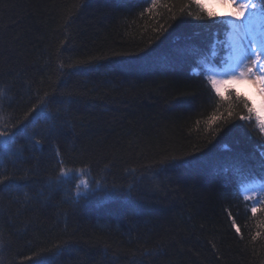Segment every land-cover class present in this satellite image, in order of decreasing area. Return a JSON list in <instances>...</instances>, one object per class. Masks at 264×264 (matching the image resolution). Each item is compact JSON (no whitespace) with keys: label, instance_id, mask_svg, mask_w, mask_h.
<instances>
[{"label":"trees","instance_id":"trees-1","mask_svg":"<svg viewBox=\"0 0 264 264\" xmlns=\"http://www.w3.org/2000/svg\"><path fill=\"white\" fill-rule=\"evenodd\" d=\"M226 28L194 0H0V264H264V128L206 77Z\"/></svg>","mask_w":264,"mask_h":264},{"label":"snow or ice","instance_id":"snow-or-ice-1","mask_svg":"<svg viewBox=\"0 0 264 264\" xmlns=\"http://www.w3.org/2000/svg\"><path fill=\"white\" fill-rule=\"evenodd\" d=\"M196 6L206 13L207 18L210 21L223 20L225 17L235 18L236 21H241V23L233 24V28L237 33V38L234 40V53L235 61L229 65L227 73L217 78L216 76L210 77L211 89L214 91V95L217 99L223 100L225 103L229 102V99L236 94V98L240 99L248 113V116H239L241 121L249 122L252 116H255L257 122H259L260 127L264 128V39L255 41L252 43L251 50H245L240 44V40L243 36L240 34L241 29L251 28V20L247 24L243 23L246 13L249 11L252 5L249 0H210L211 7L205 3V0H194ZM212 8L220 9L223 8L225 11H213ZM229 9H231L229 11ZM237 82H244L252 85L259 95V107H257L250 98L243 96L238 93L237 90L230 85ZM223 89V92H222ZM43 107V105H41ZM39 111V108L34 109ZM235 119L234 114L231 110L228 112V119L220 120L217 127L220 128L221 124L226 125ZM218 117L213 114L210 117V121H217ZM14 136V135H13ZM7 143H11L12 137L5 136ZM227 147V146H225ZM264 155V153H262ZM260 209L253 207L251 209L252 213L255 214ZM232 219V227L235 229L237 234H240L241 228L236 223L235 218Z\"/></svg>","mask_w":264,"mask_h":264},{"label":"rangeland","instance_id":"rangeland-1","mask_svg":"<svg viewBox=\"0 0 264 264\" xmlns=\"http://www.w3.org/2000/svg\"><path fill=\"white\" fill-rule=\"evenodd\" d=\"M242 2H243V0H242ZM205 3L208 4L209 7H211L210 0H205ZM252 7H253V4H252ZM250 9H251V7H250ZM212 10L213 11H220V9H216V8H212ZM230 10L231 9H229V11ZM253 12L255 14V12H260V11H259L258 8L253 7ZM255 16H254V19H253V25H254V31H256L257 35H258L256 41H259L261 39H264V30L261 27V25L264 24V16L262 15L260 18H256ZM225 18L230 22L231 26L234 24V22L237 23V24L241 23V21H236L235 18H232V17L231 18L230 17H225ZM243 32H244V29H243ZM236 38H237V35H234V33L231 34V36H230L231 52L228 55L229 63L226 65L225 68H228V65L234 63V61H235V53H234L233 45H234V40ZM253 42H254V40H253ZM240 44H241V46H243L245 48V50H249V44L247 42V39L244 38V35H243V39L240 40ZM214 76H216L217 78L222 77V75H220V74H214ZM230 86L235 87V89L238 92L245 94L248 98H250L252 100V102L257 107H259V99L260 98H259L258 93L256 92V89L252 85H250L248 83H244V82H237V83L232 84ZM222 92H223V89H222ZM256 191H257V188L256 187H252L248 192H249L250 195H252Z\"/></svg>","mask_w":264,"mask_h":264},{"label":"bare ground","instance_id":"bare-ground-1","mask_svg":"<svg viewBox=\"0 0 264 264\" xmlns=\"http://www.w3.org/2000/svg\"><path fill=\"white\" fill-rule=\"evenodd\" d=\"M225 9H223V8H220V11L222 12V11H224Z\"/></svg>","mask_w":264,"mask_h":264}]
</instances>
